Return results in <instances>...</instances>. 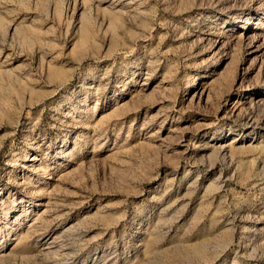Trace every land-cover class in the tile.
Here are the masks:
<instances>
[{"label": "rangeland", "instance_id": "obj_1", "mask_svg": "<svg viewBox=\"0 0 264 264\" xmlns=\"http://www.w3.org/2000/svg\"><path fill=\"white\" fill-rule=\"evenodd\" d=\"M0 264H264V0H0Z\"/></svg>", "mask_w": 264, "mask_h": 264}]
</instances>
